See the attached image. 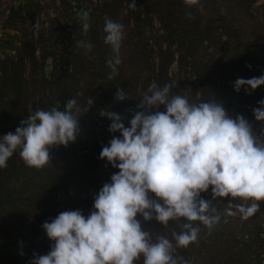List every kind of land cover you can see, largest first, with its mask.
<instances>
[{
	"label": "trees",
	"instance_id": "trees-1",
	"mask_svg": "<svg viewBox=\"0 0 264 264\" xmlns=\"http://www.w3.org/2000/svg\"><path fill=\"white\" fill-rule=\"evenodd\" d=\"M87 1L92 3V0ZM258 1L199 0L194 6H187L184 0L104 2L103 11L99 16L90 19V43L93 45L91 52L94 59L90 66L93 71L89 75L93 84L86 90V94L92 97L94 105H82L81 107H87L89 111L79 118V128L85 125V129H88V126L98 128L100 135L91 133L90 140L81 144V157L77 156V153L81 152L77 150V145L68 149H50L49 163L37 170L24 164L18 149L8 160L7 167L0 168V264H31L34 254L45 255L52 245L43 230L44 222H50L63 211L81 210L88 215L93 210L94 202L88 203L80 195L70 197L69 191L74 189L82 192L90 186L109 183L111 176L118 171L106 160L96 161V156H100L102 148L109 144L113 135H120L109 131L108 118L101 114L114 111L124 120L126 115L132 118L133 112L138 110L137 103L142 100L150 86V82L147 83L137 97L138 78L155 72L156 69L151 62L152 54L147 50V43H154L157 48L159 63L156 85L163 87L170 84L171 95L185 96L180 80L172 79L169 71L175 61L172 46L177 44L180 70L191 65L200 81L201 96L197 97V92L191 94L190 103H223L230 117L242 115L257 135L264 132V122L253 123V109L259 106V101L264 100V86L247 93L243 88L239 93L234 90L238 74L244 73V79L264 75V13L260 21L254 20L250 13V8ZM31 2L17 1L9 17L10 26L18 29L20 39L16 55L0 60V120L8 119L15 109L25 108L32 99L26 85V73L31 76L32 84L39 85L38 88L54 87L60 89L62 94L64 89L61 87L66 89L63 82L47 81L43 74V64L48 55L46 52L40 58L36 55L35 32L40 28L35 23L38 5ZM121 16L124 18L125 27L133 25L132 20L135 25L133 29H128L127 37L121 42V48L125 52L122 55V51L119 52L121 63L117 66L118 74L109 79L112 70L107 62L114 53L111 45L105 43V18L118 23ZM157 17L160 19L163 34L160 29L156 30L158 33L150 30V26L155 28L153 21L155 18L158 20ZM219 29L225 30L230 41L228 44L232 47L225 50L219 60H215L218 51L215 33ZM157 34L162 35L158 37ZM243 34L245 35L242 36ZM247 36H257L258 43L244 51L243 45ZM43 37L41 35L37 41L41 42ZM241 46L242 48H239ZM27 63H30L29 67ZM118 88L123 89L127 99L115 100ZM77 90L69 91V96L63 100L64 105ZM164 110L161 106L160 111ZM86 121L89 122L88 125ZM7 127L0 131V136L9 132L15 133L14 126ZM90 165L99 168L96 178L88 174L92 168ZM9 180L16 181L21 188L12 189L7 182ZM12 191H16L14 193L18 197L14 196ZM211 195L209 188L208 192L201 193V198L211 200ZM228 203L229 198L212 201L211 206L221 214L219 223L212 229L206 228L198 221L194 222L195 226L199 227L197 240L186 247H175L172 253L178 264H256L249 257L255 244L264 249V241L260 236L257 239L260 235L257 215L264 214V202H260V210L246 220L242 219L240 214L225 215ZM137 219L145 230L151 233V237L153 234L157 237L165 236L174 246L173 233L183 230V220L169 221L168 225L164 226L155 220L145 222L140 216ZM250 223H255L258 229ZM241 236L245 240L240 238ZM135 264H143V257Z\"/></svg>",
	"mask_w": 264,
	"mask_h": 264
},
{
	"label": "clouds",
	"instance_id": "clouds-1",
	"mask_svg": "<svg viewBox=\"0 0 264 264\" xmlns=\"http://www.w3.org/2000/svg\"><path fill=\"white\" fill-rule=\"evenodd\" d=\"M194 6L199 0H184ZM86 32L89 12L78 13ZM189 18H192L189 16ZM105 43L111 45L113 57L109 79L118 74L119 50L123 26L105 18ZM91 51V43H78ZM264 86V75L238 78L234 90L247 93ZM172 85L159 87L152 83L137 103L130 126L112 112H103L112 121L113 135L102 148L100 159L118 169L94 197L93 210L59 213L42 227L52 245L45 255L34 254L31 264H178L175 247H186L197 240L200 222L208 229L216 226L221 214L212 201L229 198L225 215L240 214L242 219L254 216L264 202V132L257 135L242 115L230 117L223 105L215 101L190 103L186 96L171 95ZM127 99L123 89L115 100ZM253 109L257 122H264V100ZM89 105L93 100L89 99ZM161 106L164 111H152ZM87 107L75 99L66 102L64 110L38 109L22 120L15 133L0 137V168L19 149V156L29 168L37 170L50 161L53 147H67L79 134V118ZM211 188L212 199L201 198ZM235 209V211L233 210ZM145 222L155 220L167 226L181 221L182 231L173 233L175 246L165 236L153 242ZM23 253H21L22 255Z\"/></svg>",
	"mask_w": 264,
	"mask_h": 264
},
{
	"label": "rangeland",
	"instance_id": "rangeland-1",
	"mask_svg": "<svg viewBox=\"0 0 264 264\" xmlns=\"http://www.w3.org/2000/svg\"><path fill=\"white\" fill-rule=\"evenodd\" d=\"M20 0H0V33H3L5 38H8L6 40V47L4 51V58L6 57H12L16 55L18 52V46H19V39H20V33L18 32V29H15L14 26H10V15L12 10L16 7V2ZM33 4L38 5V11L36 12L35 16V23L40 28L36 30L35 32V44H36V51H39L38 57L42 56L44 52L47 53L48 57L46 59H52L53 65L55 67L54 71V77L50 82L54 83H60L63 82L66 86V89L61 87V89H64V93L60 91L58 88H50L49 89H43L38 88L39 85L35 86L32 84L29 73H26V85H28L29 88V94L31 96L30 102L26 105L25 108L21 109H15L12 113V115L5 120H0V131L3 130V128H8L7 125L14 126L15 130L17 127L21 126L22 120H26L29 115L34 113L38 109L43 110H50L51 108L55 107L60 110H64L65 105L63 103V100L69 96V91L71 89H78L75 93V95H71L69 98L75 99L77 101L78 106L82 105H89L88 101L89 99L92 100V97L89 94H86V90L89 89V86L93 84L92 79L90 78L92 73V69H90L91 63L94 59V56L92 55L91 51H86L83 47H78V43L82 42L84 44L90 43L91 40V34H92V27H91V20L94 16H99V14L103 11L104 2L107 0H93V3L91 4L87 0H31ZM81 10L88 11L89 12V28L85 32L83 30L82 24L83 21L79 18L78 13L81 12ZM74 13V14H68V13ZM250 13L252 17H254V20L260 21L263 18L264 13V0H259L255 5H253L250 8ZM126 14V13H125ZM124 14V15H125ZM159 22L160 19L157 17ZM119 24L123 26V39H125V36L127 37L128 29H133L135 25L134 20H132V24H130V27H125L123 25V16L119 18ZM157 22L154 23L155 28L153 29V26H150V30L153 33H158L159 31H156L157 29L161 30L160 23ZM134 22V23H133ZM30 23V22H29ZM155 30V31H154ZM147 32V28L145 29ZM14 35L15 38H17L18 42H14L15 40L11 38V35ZM163 34V32H162ZM157 34L158 37H161ZM216 34V46H218V51L215 54V60H219L222 54H224L229 48L232 47V45H229L228 43L229 38L226 35V32L224 29H219ZM44 36L41 42H38L37 39L40 36ZM148 35V33H147ZM243 34L242 36H244ZM156 38V36H154ZM122 42V41H121ZM17 43V45H16ZM255 43L257 42V36H251L248 38H245L243 49L248 50L252 46H256ZM146 44V43H145ZM154 45V47H153ZM143 47V46H142ZM239 48H242L239 47ZM237 48V49H239ZM156 45L154 43H147V50L151 52V62L155 66V72L145 74L139 76V83H138V93L137 97L141 94V89L147 83L150 82V85L152 83H155L157 80V67L159 63L158 54L156 51ZM178 45L175 44L172 46V51L175 52V61L172 63V65L169 68L170 71V77L175 80H180L182 85V92H184V95L190 99L191 94L197 92V97L201 96L200 91V81L198 78V75L194 70L192 69L191 65L186 67L184 70H180L179 65V51H178ZM221 49V50H220ZM121 55L125 51L122 50L120 47ZM119 50V52H120ZM125 50V49H124ZM236 48H234V52H236ZM247 53H252L251 51H246ZM3 58V59H4ZM2 60V59H0ZM125 60V59H124ZM207 59H205L206 62ZM205 62H202L205 64ZM27 66H30V63H27ZM44 68L45 63L43 64V74H44ZM127 70V69H125ZM244 73L238 74L239 78H243ZM141 77V78H140ZM94 80V79H93ZM86 94V95H85ZM190 102V101H189ZM161 108V107H160ZM159 109H153L152 111H160ZM114 112V111H113ZM118 114L117 112H114ZM130 120L131 118L129 116H125L124 120H122V123L125 125V127L130 126ZM255 117H253V123H255ZM87 125L89 122H87ZM108 123L111 124L112 121L108 119ZM86 126V125H85ZM84 127L80 128L79 134L77 136V139L74 143H69L67 147L64 146H57L53 147L51 149H68L69 147L73 145H77V150L80 152L83 147L81 146L82 143L87 142L90 140L91 133L95 134V136L100 135V130L98 128L94 129L93 127H89L88 129H85ZM3 137V136H0ZM100 142V140H99ZM82 156V151L77 156ZM80 156V157H81ZM100 156H96V161H99ZM90 172L88 173L92 178H96L99 172V168H96L93 165H90ZM87 171V169H86ZM12 189H20V185L14 182V180L7 181ZM102 184H97V186L93 187L90 186L88 189L79 192L77 190H70L69 196L75 197L77 195H80V197H83L88 201V203H93L94 199H92L89 195V191L93 190L96 195L102 188ZM14 196L18 197V195L12 191ZM212 196V195H211ZM221 200V198H218L216 200ZM5 202V201H4ZM5 218V217H4ZM257 218L259 219L260 223V235H258L257 239L261 238V240L264 241V214H258ZM8 219V218H6ZM254 221V220H253ZM252 226L256 225L255 223H250ZM256 228L258 229V226L256 225ZM1 232V230H0ZM157 237L156 234L152 235V240ZM240 238H245L241 236ZM254 263L256 264H262L264 261V249L259 246V244H255L253 247V250L251 251L250 257H249Z\"/></svg>",
	"mask_w": 264,
	"mask_h": 264
},
{
	"label": "built area",
	"instance_id": "built-area-1",
	"mask_svg": "<svg viewBox=\"0 0 264 264\" xmlns=\"http://www.w3.org/2000/svg\"><path fill=\"white\" fill-rule=\"evenodd\" d=\"M92 3H93V0H92ZM155 22H157V19L156 18L154 19L153 24ZM158 23H159V21H158ZM162 32L163 31L161 30V33ZM5 47H6V38L2 34H0V59H3L4 58ZM36 55L37 56L39 55V51H36ZM44 70H45L44 71V76H45L46 80L47 81H51L53 79V77H54L53 74H54V71H55V67L53 65L52 59H46ZM89 194H90L89 196L92 199H94V197L96 196V193L93 190L89 191ZM262 264H264V261L262 262Z\"/></svg>",
	"mask_w": 264,
	"mask_h": 264
},
{
	"label": "crops",
	"instance_id": "crops-1",
	"mask_svg": "<svg viewBox=\"0 0 264 264\" xmlns=\"http://www.w3.org/2000/svg\"><path fill=\"white\" fill-rule=\"evenodd\" d=\"M0 34H2L4 37L6 36V35H4L3 33H0ZM11 36H12L11 38H13V39L15 40L14 42H18V41H17V38H15L13 34H12ZM6 40H8V38H6ZM16 45H17V43H16Z\"/></svg>",
	"mask_w": 264,
	"mask_h": 264
}]
</instances>
